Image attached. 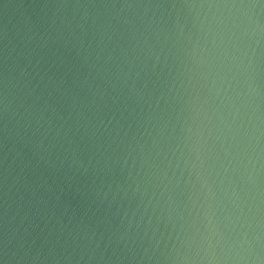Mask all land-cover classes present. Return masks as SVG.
<instances>
[{"label":"water","instance_id":"water-1","mask_svg":"<svg viewBox=\"0 0 264 264\" xmlns=\"http://www.w3.org/2000/svg\"><path fill=\"white\" fill-rule=\"evenodd\" d=\"M0 264H264V0H0Z\"/></svg>","mask_w":264,"mask_h":264}]
</instances>
